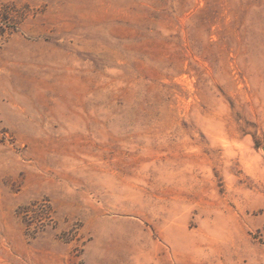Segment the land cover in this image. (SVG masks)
<instances>
[{
    "label": "rangeland",
    "instance_id": "obj_1",
    "mask_svg": "<svg viewBox=\"0 0 264 264\" xmlns=\"http://www.w3.org/2000/svg\"><path fill=\"white\" fill-rule=\"evenodd\" d=\"M0 264H264V0H0Z\"/></svg>",
    "mask_w": 264,
    "mask_h": 264
}]
</instances>
